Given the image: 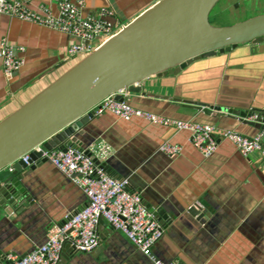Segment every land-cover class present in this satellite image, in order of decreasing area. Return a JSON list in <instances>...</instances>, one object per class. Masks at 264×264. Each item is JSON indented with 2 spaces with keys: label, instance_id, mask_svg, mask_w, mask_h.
Returning <instances> with one entry per match:
<instances>
[{
  "label": "crops",
  "instance_id": "0c3cea01",
  "mask_svg": "<svg viewBox=\"0 0 264 264\" xmlns=\"http://www.w3.org/2000/svg\"><path fill=\"white\" fill-rule=\"evenodd\" d=\"M155 1L83 0L81 13L110 9L113 16L106 20L119 29ZM26 2L31 10L45 6L57 13L56 0ZM3 38L23 63L8 78L0 61V120L81 57L67 54L69 45L78 42L74 36L6 14H0ZM139 86L137 93L125 91L136 109L252 136L260 131L254 125L224 113L206 114L184 102L264 109V46L240 44L193 61L175 75L146 78ZM83 131L77 136L83 149L99 141L112 149L104 164L111 177L125 179L127 189L137 191L148 210L163 208L165 219L156 218L163 231L152 247L155 257L180 264H264V169L257 154L242 156L216 134V148L205 157L192 146L187 131L110 112L94 116ZM164 142L178 145L180 152L168 156L159 151ZM35 163L29 172L11 170L14 177L24 173L20 182L27 199L0 203V255L30 252L44 243L51 226L62 225L85 205L81 190L59 170L48 161ZM191 207L194 214L187 212ZM95 232V249L77 252L65 244L58 264H153L107 222H98Z\"/></svg>",
  "mask_w": 264,
  "mask_h": 264
},
{
  "label": "water",
  "instance_id": "95a60500",
  "mask_svg": "<svg viewBox=\"0 0 264 264\" xmlns=\"http://www.w3.org/2000/svg\"><path fill=\"white\" fill-rule=\"evenodd\" d=\"M217 1L156 0L0 120V203L27 199L20 182L24 173L14 177L12 169L33 170L36 161H47L41 156L46 151L76 148L87 152L77 136L94 117L92 108L106 96L115 94V99L122 100L119 91L137 93L146 78L175 75L193 61L240 44L264 46V13L217 26L209 21ZM184 103L206 114L224 113L264 129V109ZM254 113L256 120L247 119ZM26 153L27 163L19 159ZM148 208L155 218L167 216L160 205L155 211ZM187 212L194 214L195 210L191 207Z\"/></svg>",
  "mask_w": 264,
  "mask_h": 264
},
{
  "label": "built area",
  "instance_id": "2783aa9c",
  "mask_svg": "<svg viewBox=\"0 0 264 264\" xmlns=\"http://www.w3.org/2000/svg\"><path fill=\"white\" fill-rule=\"evenodd\" d=\"M26 1L0 0V14L14 16L74 36L78 42L71 43L67 48V54L70 56L89 52L114 32V24L106 20V17L113 16L110 9L100 8L93 14L82 15L83 0H56L57 13L52 14L45 6L39 7L38 10L29 9ZM0 61L8 78H11L23 63L15 48L5 38L0 40ZM125 93L124 90L118 92L123 97L122 100L115 99V94L100 100L92 108L93 115L110 112L125 120L138 117L154 125L187 131L192 146L205 157L215 150L214 136L218 134L232 143L242 156L257 154L264 169V129L252 136L229 129L216 132L215 128L207 123L175 120L136 109L125 99ZM257 118L254 113L247 119ZM158 149L168 156H174L181 150L178 145L169 142L162 143ZM35 150L38 151L39 148ZM87 152L68 148L65 151L52 150L42 153V157L81 190L85 205L78 212L68 216L62 225L51 226L47 230L44 243L24 255L12 252L0 255V264H58L59 251L65 244L77 252H89L98 245L95 227L100 220L122 233L153 264H180L175 260L165 262L153 255L152 247L162 237L163 230L153 213L142 203L140 194L128 190L125 179L113 178L105 171L104 164L112 154L110 146L99 141L91 144ZM19 159L27 163L28 153Z\"/></svg>",
  "mask_w": 264,
  "mask_h": 264
},
{
  "label": "rangeland",
  "instance_id": "374dc122",
  "mask_svg": "<svg viewBox=\"0 0 264 264\" xmlns=\"http://www.w3.org/2000/svg\"><path fill=\"white\" fill-rule=\"evenodd\" d=\"M261 13L264 0H218L209 13V21L217 26L229 25Z\"/></svg>",
  "mask_w": 264,
  "mask_h": 264
},
{
  "label": "bare ground",
  "instance_id": "6f19581e",
  "mask_svg": "<svg viewBox=\"0 0 264 264\" xmlns=\"http://www.w3.org/2000/svg\"><path fill=\"white\" fill-rule=\"evenodd\" d=\"M116 31H117V28L115 27L113 33H115ZM113 33H112V34H113ZM112 34H111V35H112ZM111 35H110V36H111ZM108 37H109V36H108ZM108 37H107V38H108ZM105 39H106V38H105ZM105 39H104V40H105ZM102 41H103V40H102ZM102 41H101V42H102ZM101 42H99L97 45H99ZM97 45H96V46H97ZM96 46H95V47H96ZM91 50H92V49H91ZM87 53H88V52H87ZM85 54H86V53H85ZM85 54H83V55H78V56H81V57H80V59H81ZM77 61H78V60H77ZM92 111H93V110H92Z\"/></svg>",
  "mask_w": 264,
  "mask_h": 264
},
{
  "label": "clouds",
  "instance_id": "9594fccd",
  "mask_svg": "<svg viewBox=\"0 0 264 264\" xmlns=\"http://www.w3.org/2000/svg\"><path fill=\"white\" fill-rule=\"evenodd\" d=\"M122 234V233H121Z\"/></svg>",
  "mask_w": 264,
  "mask_h": 264
}]
</instances>
